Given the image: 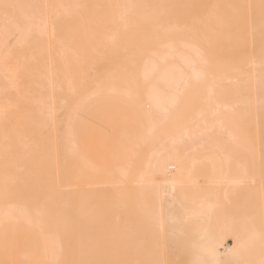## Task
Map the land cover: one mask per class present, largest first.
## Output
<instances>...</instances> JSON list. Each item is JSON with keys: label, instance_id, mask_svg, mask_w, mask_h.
<instances>
[{"label": "bare ground", "instance_id": "obj_1", "mask_svg": "<svg viewBox=\"0 0 264 264\" xmlns=\"http://www.w3.org/2000/svg\"><path fill=\"white\" fill-rule=\"evenodd\" d=\"M107 102L144 121L113 168L72 132ZM0 234V264H261L264 0H0Z\"/></svg>", "mask_w": 264, "mask_h": 264}, {"label": "crops", "instance_id": "obj_2", "mask_svg": "<svg viewBox=\"0 0 264 264\" xmlns=\"http://www.w3.org/2000/svg\"><path fill=\"white\" fill-rule=\"evenodd\" d=\"M142 117L129 103L91 105L75 119L72 132L76 148L91 163L105 168L125 165L144 146Z\"/></svg>", "mask_w": 264, "mask_h": 264}, {"label": "rangeland", "instance_id": "obj_3", "mask_svg": "<svg viewBox=\"0 0 264 264\" xmlns=\"http://www.w3.org/2000/svg\"><path fill=\"white\" fill-rule=\"evenodd\" d=\"M195 96H198V95H195ZM130 105H132V104L130 103ZM202 105L203 104H202V102L199 99H194V100H191L190 102H188L187 110L185 112L184 111L182 112L181 110H178L177 113H175V114L177 116H181V117H186L187 118V117L193 115L196 112V110ZM18 229H19L18 226H14L12 228L13 233H11L9 236H12V237H16V235L17 236H21L20 234L16 233V231H18ZM1 235L2 234H0V236ZM22 235H24V234H22Z\"/></svg>", "mask_w": 264, "mask_h": 264}, {"label": "snow or ice", "instance_id": "obj_4", "mask_svg": "<svg viewBox=\"0 0 264 264\" xmlns=\"http://www.w3.org/2000/svg\"><path fill=\"white\" fill-rule=\"evenodd\" d=\"M15 7H19V6H17V5H8V4L3 5V8L5 9V14L7 15V9L15 8ZM210 239H211V237H210ZM219 243L222 244L223 241L221 240ZM85 264H88V262H85ZM197 264H213V262L208 261V260H201V261H198ZM261 264H264V261H261Z\"/></svg>", "mask_w": 264, "mask_h": 264}]
</instances>
